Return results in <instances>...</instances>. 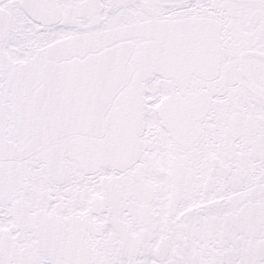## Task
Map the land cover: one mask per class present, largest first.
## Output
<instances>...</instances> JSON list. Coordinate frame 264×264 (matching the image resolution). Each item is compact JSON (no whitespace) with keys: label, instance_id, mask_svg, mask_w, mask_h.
I'll return each mask as SVG.
<instances>
[{"label":"snow or ice","instance_id":"snow-or-ice-1","mask_svg":"<svg viewBox=\"0 0 264 264\" xmlns=\"http://www.w3.org/2000/svg\"><path fill=\"white\" fill-rule=\"evenodd\" d=\"M0 264H264V0H0Z\"/></svg>","mask_w":264,"mask_h":264}]
</instances>
